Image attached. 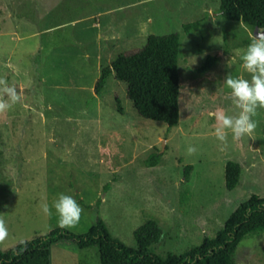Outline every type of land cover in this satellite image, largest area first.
Instances as JSON below:
<instances>
[{
  "label": "rangeland",
  "instance_id": "rangeland-1",
  "mask_svg": "<svg viewBox=\"0 0 264 264\" xmlns=\"http://www.w3.org/2000/svg\"><path fill=\"white\" fill-rule=\"evenodd\" d=\"M218 6L219 0H0V81L20 96L0 112V216L10 233L1 250L58 226L55 209L48 215L43 205L60 193L83 208L73 232L88 230L99 215L111 235L134 246L133 229L155 220L160 235L148 249L162 256L213 236L250 193L264 197V108L251 135L234 140L229 131L226 144L215 136V113L240 111L224 80L229 73L251 79L241 56L253 36L252 24L221 15ZM92 17L100 26L89 25ZM196 19V28L183 29ZM113 31L121 38L108 51L104 39ZM170 31L180 34L177 124L140 115L112 73L95 91L110 59L141 47L148 33ZM206 53L217 59L200 72ZM151 152L160 153L154 165L145 162ZM227 158L240 164L231 189L224 185ZM185 163L192 164L187 178ZM233 259L264 264V226L239 239ZM47 264L102 263L95 245L61 238L50 243Z\"/></svg>",
  "mask_w": 264,
  "mask_h": 264
},
{
  "label": "trees",
  "instance_id": "trees-1",
  "mask_svg": "<svg viewBox=\"0 0 264 264\" xmlns=\"http://www.w3.org/2000/svg\"><path fill=\"white\" fill-rule=\"evenodd\" d=\"M218 10L221 15L240 18L264 29V0H219ZM198 25L196 19L184 22L182 27L188 31ZM179 51V32L148 33L141 47L118 53L101 67L94 89L97 92L112 73L116 79L125 82L127 96L140 115L173 126L178 122ZM216 59V54L206 53L196 69L202 72ZM159 159V152H151L145 162L154 165ZM191 167V163L183 165L184 178ZM239 174V162L227 158L224 164L227 189L237 184ZM259 226H264V197L250 193L213 236L204 237L187 251H168L162 256L148 249L160 235L155 220L149 218L133 229L135 245L131 246L111 235L105 221L98 215L94 224L84 232L55 226L45 234L21 240L28 242L26 248L19 241L5 250L0 249V264H47L50 243L61 238H71L80 247L95 245L102 264H235L233 252L237 242L246 232Z\"/></svg>",
  "mask_w": 264,
  "mask_h": 264
},
{
  "label": "clouds",
  "instance_id": "clouds-1",
  "mask_svg": "<svg viewBox=\"0 0 264 264\" xmlns=\"http://www.w3.org/2000/svg\"><path fill=\"white\" fill-rule=\"evenodd\" d=\"M241 60L243 70L250 74L251 79L229 73L224 80L226 88L230 89L228 98L240 111L236 115H229L223 110L215 113L217 123L215 136L222 144L227 143L229 131L234 140L251 135L257 126L253 117L257 114L258 108H264V30H258L251 37V43L242 54ZM0 85H3L0 87V112H4L18 102L20 96L14 87H9L4 81H0ZM5 95L8 97L7 100L3 98ZM187 152L189 155L194 154L196 148L189 146ZM52 209H55L58 215V226L63 229L76 227L83 213V208L75 197L65 193L58 194L51 206L47 203L43 205L45 214L51 215ZM9 235L7 223L0 216V243L5 242ZM27 243L21 241L25 248Z\"/></svg>",
  "mask_w": 264,
  "mask_h": 264
},
{
  "label": "crops",
  "instance_id": "crops-1",
  "mask_svg": "<svg viewBox=\"0 0 264 264\" xmlns=\"http://www.w3.org/2000/svg\"><path fill=\"white\" fill-rule=\"evenodd\" d=\"M92 18L93 19H91V22L89 25L94 26V27L100 26L98 19L96 17H92ZM113 33L104 39L105 40L104 45H105V43L107 44V47L105 49L108 51L112 50L114 44L121 38V35H117L118 32L116 33L115 31H113ZM97 36H98V33H97ZM96 48L101 52V50H100L101 49V43ZM97 52L98 51H96V53Z\"/></svg>",
  "mask_w": 264,
  "mask_h": 264
},
{
  "label": "water",
  "instance_id": "water-1",
  "mask_svg": "<svg viewBox=\"0 0 264 264\" xmlns=\"http://www.w3.org/2000/svg\"><path fill=\"white\" fill-rule=\"evenodd\" d=\"M258 30H264V29H259L258 26H257L256 24L253 25V35H254Z\"/></svg>",
  "mask_w": 264,
  "mask_h": 264
}]
</instances>
